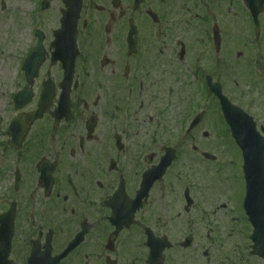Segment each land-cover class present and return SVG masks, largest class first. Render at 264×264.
<instances>
[{
  "label": "flooded vegetation",
  "instance_id": "af4514ba",
  "mask_svg": "<svg viewBox=\"0 0 264 264\" xmlns=\"http://www.w3.org/2000/svg\"><path fill=\"white\" fill-rule=\"evenodd\" d=\"M65 1L49 0L45 21L50 32L43 41L48 54L23 116L37 110L47 84L53 86L55 97L63 91V68L52 62L50 47L61 27ZM7 9V2L0 0L3 27ZM177 9L194 15L198 30L194 48L169 38L174 26L170 17H178ZM150 12L156 14V22ZM131 22L139 39L128 54ZM77 27L79 54L70 85V118L57 120L50 109L42 120L29 125L21 148L9 153L15 157L16 169L2 171L5 195L0 211L13 210L14 216L12 264H200L196 232L206 216L192 187H187L189 197L184 188L179 196L184 213L192 215L195 233L181 240L164 233L159 211L152 210L154 193L174 197L179 172H193L194 159L212 165L224 161L209 162L195 146L186 153L195 137L186 144L184 136L166 135L167 114L176 105L159 94L171 86L169 78L182 76L186 69L184 88L200 87L202 79L211 77L232 100L230 76L240 75L249 101L235 103L254 117L263 146L264 0H144L137 10L135 0H83ZM23 64L24 60L22 68ZM25 83L23 72L19 86L24 88ZM207 97L210 110H215L217 99ZM137 114L143 116L144 125H159L162 135L136 132L142 125ZM174 121L182 128L185 118L178 115ZM4 137L3 149L9 144L7 131ZM164 165L167 169L161 177L157 170ZM188 198L192 204L186 208ZM164 238L169 248H162ZM156 249L160 253L154 258ZM203 256L208 258L209 251ZM218 262L248 264V259L221 255Z\"/></svg>",
  "mask_w": 264,
  "mask_h": 264
},
{
  "label": "rangeland",
  "instance_id": "374dc122",
  "mask_svg": "<svg viewBox=\"0 0 264 264\" xmlns=\"http://www.w3.org/2000/svg\"><path fill=\"white\" fill-rule=\"evenodd\" d=\"M5 1L7 2L9 10L6 17V27L0 26V61L6 59L13 62V59L9 58L10 54H21L28 43L31 25L30 16L26 12L28 9L34 7L33 10L36 13V6H34L36 0ZM175 13L179 15L178 18L170 17V25L173 24L175 28L173 31L175 34L171 33L170 39L179 38L186 45L188 43L193 44L194 48L197 30L195 26H192L195 24L193 13L184 11V9L180 12L177 9ZM200 46L198 45L197 48H200ZM18 66V62H13L9 78L0 81V142L4 141L3 136L6 129L3 120L5 121L11 115V111L7 108V99L13 89L15 78L18 77ZM185 73L186 69L182 76L177 75L174 78H169L168 81L171 86L159 94V98H168L174 101L176 105L174 111H169L167 114L170 124L167 127H163L168 136H179L180 131H182L180 130V126L177 125L178 122L175 123L174 121L178 115H183L185 118L184 124L182 125V128H184L189 115L193 112L191 110L192 104H190V95L193 93H190V90L183 87V82H185L186 78ZM241 77L240 75L235 76V74H232L229 80L232 100L239 104L246 103L248 100L246 94L248 92L245 88L246 86H242L243 79ZM187 79L190 80L192 78L189 76ZM180 80L181 84H178ZM173 82L176 83L171 84ZM235 82L240 83V86L236 87ZM196 89L198 90L196 93L197 96L200 95V99L197 101V103L200 102L199 107L206 105L205 102L207 99L204 100V94L200 93L199 88ZM18 91L19 89L16 88L10 94L11 101L14 100ZM249 92L250 96L254 93L252 90H249ZM259 105L260 102H258ZM258 106L256 107V111H258ZM141 116V114H137V118H140L142 125L137 126L136 132H139L140 135H162V128L159 125H144ZM224 131L225 127L221 126L219 113L216 114L214 108H212L207 120L196 131L194 136L195 142L189 144L186 153L193 152L191 147L195 146L198 152H210L217 156L218 161L224 162L222 164L212 165L211 163L206 164L203 160H200V164H198L194 159L193 172H186V170L179 172L180 181L175 182L177 191L174 197L176 202H172L174 198L172 194L168 197L164 192L160 194L155 192L152 202V210L159 211L158 215L162 217L160 222L165 227L164 233L166 235L168 234L174 240H181L187 233L194 232L192 229L194 226L192 215H186L184 213L185 204L179 196L183 188L188 185L192 187L194 196L199 199L198 207H200L202 216L203 213L206 216L199 223V230L196 232L199 233L198 237H200L201 243L200 264H219L218 258L221 255H227L232 260L237 258L238 253L239 255H245L248 250L244 251L243 249L249 246L251 237L250 225L243 211L245 185L243 181L242 156L236 146L224 137ZM42 137H45V133H42ZM3 154L4 150L2 149L0 150V167L4 168L5 165H8V168L9 166H15V157L10 159L12 155L6 154L3 156ZM4 187V182L0 180V195L4 193ZM222 206H226V208H222ZM213 211L216 212L213 214ZM178 215H182V217L175 220L174 217ZM205 251H209L208 258L203 256ZM262 263H264V260L261 259L249 261V264Z\"/></svg>",
  "mask_w": 264,
  "mask_h": 264
},
{
  "label": "water",
  "instance_id": "95a60500",
  "mask_svg": "<svg viewBox=\"0 0 264 264\" xmlns=\"http://www.w3.org/2000/svg\"><path fill=\"white\" fill-rule=\"evenodd\" d=\"M239 133V132H238ZM236 132V134L238 135ZM248 178V189L250 191V203H249V213L251 221L255 227L254 241H255V254L262 252L260 250V169L258 167L252 170V165L247 171ZM3 240V239H2ZM9 239L7 240V242ZM0 264H3L2 262ZM6 264V263H4Z\"/></svg>",
  "mask_w": 264,
  "mask_h": 264
},
{
  "label": "bare ground",
  "instance_id": "6f19581e",
  "mask_svg": "<svg viewBox=\"0 0 264 264\" xmlns=\"http://www.w3.org/2000/svg\"><path fill=\"white\" fill-rule=\"evenodd\" d=\"M0 61V81H4L11 75L12 63Z\"/></svg>",
  "mask_w": 264,
  "mask_h": 264
}]
</instances>
